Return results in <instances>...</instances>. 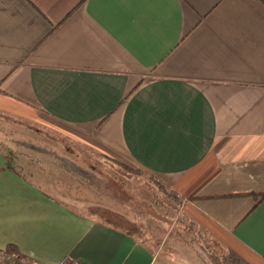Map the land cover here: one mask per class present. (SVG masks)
Listing matches in <instances>:
<instances>
[{"label":"crops","instance_id":"crops-1","mask_svg":"<svg viewBox=\"0 0 264 264\" xmlns=\"http://www.w3.org/2000/svg\"><path fill=\"white\" fill-rule=\"evenodd\" d=\"M0 117L37 131L0 133V251L264 264V0H0ZM99 159L160 183L195 233L108 223Z\"/></svg>","mask_w":264,"mask_h":264},{"label":"rangeland","instance_id":"rangeland-1","mask_svg":"<svg viewBox=\"0 0 264 264\" xmlns=\"http://www.w3.org/2000/svg\"><path fill=\"white\" fill-rule=\"evenodd\" d=\"M31 132L37 133L30 126L7 119L0 120V133L7 137L12 135V138L20 140L24 139L25 134ZM48 138L51 142L47 144L56 143V138L51 136ZM67 145L66 148H68ZM95 163L103 173L98 184L102 185L106 194L112 196L113 207L118 212L116 215L108 217V223L125 230L138 240L157 245L159 240L164 237L175 238L178 233L182 232L187 236L190 233H195L196 228L183 214L180 203L168 190L158 186L157 181L149 175L141 170L130 168L129 171H126L120 166L108 162L106 164H109L110 168L108 166L105 168V163H101L100 159ZM225 259L235 264V261L230 260L231 258L227 255ZM0 264L39 263L22 260L17 256L7 257L0 253Z\"/></svg>","mask_w":264,"mask_h":264},{"label":"trees","instance_id":"trees-1","mask_svg":"<svg viewBox=\"0 0 264 264\" xmlns=\"http://www.w3.org/2000/svg\"><path fill=\"white\" fill-rule=\"evenodd\" d=\"M158 186H161V188H163V186L158 183ZM0 253L6 255L7 257H11V256H17L18 258L22 259V260H28L32 263H34L35 261L32 260L31 258H29L28 256L24 255L19 248H17L14 245H9L6 249H4L3 251H0Z\"/></svg>","mask_w":264,"mask_h":264},{"label":"built area","instance_id":"built-area-1","mask_svg":"<svg viewBox=\"0 0 264 264\" xmlns=\"http://www.w3.org/2000/svg\"><path fill=\"white\" fill-rule=\"evenodd\" d=\"M58 264H81V263L77 262V261H69L68 259H64V260L60 261Z\"/></svg>","mask_w":264,"mask_h":264}]
</instances>
